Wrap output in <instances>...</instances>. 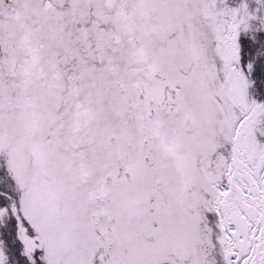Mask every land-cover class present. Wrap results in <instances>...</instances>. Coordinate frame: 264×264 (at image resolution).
I'll return each mask as SVG.
<instances>
[{
  "label": "snow or ice",
  "instance_id": "snow-or-ice-1",
  "mask_svg": "<svg viewBox=\"0 0 264 264\" xmlns=\"http://www.w3.org/2000/svg\"><path fill=\"white\" fill-rule=\"evenodd\" d=\"M0 264H264V0H0Z\"/></svg>",
  "mask_w": 264,
  "mask_h": 264
}]
</instances>
